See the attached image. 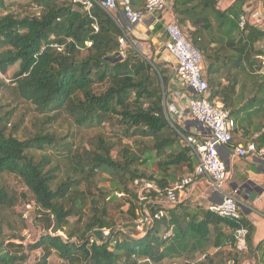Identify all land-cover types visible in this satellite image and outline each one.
<instances>
[{
    "label": "trees",
    "instance_id": "16d2710c",
    "mask_svg": "<svg viewBox=\"0 0 264 264\" xmlns=\"http://www.w3.org/2000/svg\"><path fill=\"white\" fill-rule=\"evenodd\" d=\"M31 1L37 11L17 15L8 0H0V73L18 65L9 83L0 81V91H9L13 100L31 105L46 121L38 132L20 139L17 133L24 120L19 118L7 129L12 112L0 114V179L11 174L32 195L37 206L35 221L43 233L27 245L14 242L20 237L15 233L3 243L2 216L15 206L16 196L0 182V264H48L52 255L60 260L57 264H160L173 258L182 261L171 264H241L234 231L247 229L246 249L250 253L254 232L244 214L231 220L208 208L155 199L153 189L169 186L171 169L184 167L186 173H192L195 164L190 148L178 141L163 112L160 85L169 80L165 69L153 66L134 49H129L124 59L116 57L118 39L125 28L115 12L94 7L87 13L71 0ZM242 3L234 0L225 9L218 7V0H174L172 5L178 23L190 25L185 31L203 56L211 98H219L231 117L241 110L232 105L238 72L262 80L258 88H264V50L259 46L264 30L249 23L239 27ZM161 29L159 23L152 33ZM222 75L234 81L224 85ZM61 112L80 128L100 129L108 123L113 132L125 137L152 141L154 154L144 159L126 147L112 158L111 145L102 138L93 150L79 152L83 156L74 153L79 158L73 169L82 172L85 181L91 184L96 175L107 172L120 193L131 197L124 201L128 205L125 222L131 224L128 229L117 225L109 213L108 204L116 198L111 193L89 199L90 191L79 189V178L58 179V165L46 152L57 149L61 139L44 132V126ZM60 149L71 158L70 146ZM150 158L157 162L160 178L139 171L137 166ZM139 180L152 184L145 192L149 199L141 204L137 190L130 187ZM160 210L164 216L154 218ZM146 213L152 219L138 232L135 218ZM54 217L58 232L51 235ZM71 217L76 224L69 228ZM103 230L108 233L104 235ZM169 230L172 235L163 238ZM225 245L231 247L225 259H217V251L209 253L210 247L220 250ZM37 249L41 256L29 263V253ZM197 253L199 259H195Z\"/></svg>",
    "mask_w": 264,
    "mask_h": 264
},
{
    "label": "built area",
    "instance_id": "2783aa9c",
    "mask_svg": "<svg viewBox=\"0 0 264 264\" xmlns=\"http://www.w3.org/2000/svg\"><path fill=\"white\" fill-rule=\"evenodd\" d=\"M71 1L80 5L82 10L87 13L94 7H99L108 13H114L120 6L123 16L130 25L141 22L144 12L163 10L167 4V0H144L142 9H134L130 0ZM237 22L239 27H243L245 23H248L243 13L239 15ZM163 32L165 39L162 46L176 61V66L172 70L171 77H169L167 98L165 104H162L163 112L169 125L182 124L181 129H178L179 133L189 131L182 138L185 145L190 148L195 164L192 173H186L178 177L167 188L153 189L155 199L173 205L180 200V195L194 184L196 178H202L207 183L209 194L221 195L219 203L210 205L207 208L223 217L239 220L242 217V211L234 191H224L227 173L225 163L219 155L221 146L232 145V132L236 126L235 121L230 116L229 110L223 106L218 98H211L203 56L189 40L185 29L178 23L172 9L170 16L164 21ZM124 38L126 39L125 32L119 38L121 46H123ZM262 64L264 65V60ZM0 76L4 78L2 73H0ZM180 86L190 89L191 92L188 93ZM185 116H188V119H185ZM175 128L177 129V126ZM233 147L238 157L253 154L264 158V148L257 149L253 139L247 141L244 145ZM149 189H152V184L143 182L140 190L137 191V200L140 204L149 199V196L145 194ZM35 209H37V206L33 199L23 201L20 210L21 218L29 221L33 217ZM163 216L164 212L160 210L153 217L160 219ZM151 219L152 217L146 213L136 220V230L141 232L144 224H149ZM107 233V230H103L104 235ZM234 233L236 248L239 251L245 250L247 229L241 227L236 229ZM171 235L172 232L169 230L163 238ZM18 239L20 242L26 241L24 236H20Z\"/></svg>",
    "mask_w": 264,
    "mask_h": 264
},
{
    "label": "rangeland",
    "instance_id": "374dc122",
    "mask_svg": "<svg viewBox=\"0 0 264 264\" xmlns=\"http://www.w3.org/2000/svg\"><path fill=\"white\" fill-rule=\"evenodd\" d=\"M10 4V9L19 15H24L26 13H35L37 8L35 7V3L31 0H8ZM161 32V31H160ZM126 39L124 38L123 46L119 43V49L117 52L116 57H121L122 59L126 58L127 51L129 49H134L139 52L146 60H148L153 66L160 63L158 59V55L155 53V50L152 48V44L150 42V38H136L134 37L130 31L125 29ZM120 38V37H119ZM145 39V40H144ZM261 44H259L260 46ZM18 65L12 66L7 73L2 74L4 78L0 76V81H4L5 83H9L13 77V74L17 71ZM167 76L170 77L171 73L166 72ZM225 76H221L224 79ZM168 84L161 82V96H162V104H165L166 94H168ZM184 105V104H183ZM10 111L11 116L9 120V125L7 129H10L11 125L14 124L19 118L24 120V123L17 133V137L22 139L24 137H29L35 132H38L46 121V117H42L36 113L34 107L31 105L13 100L12 95L9 91L2 90L0 91V114ZM185 119H188V116H185ZM177 126V129L175 128ZM170 129L177 135L178 141L185 145L182 136L186 135L187 133L182 132L179 133L178 129H181L182 124H173L169 125ZM44 132H49L55 134L60 141V146L57 149H50L46 153L51 155L53 164H57L58 168L56 173L58 175V179L63 181L66 177L71 179H80L81 184L79 185V189L83 190L84 192L88 193L90 191L91 196L87 195L88 198L93 196L95 200L99 199L104 195L111 193L116 198L108 204L109 213L112 218H114L117 225H119L122 229H128L131 227V224L126 223V217L124 215V211L127 208V204H124L126 199L131 197H127L126 195H122L120 193L119 186L111 180L108 176L107 172H102L100 175H96L95 178L91 180V184L82 178L84 175L79 170L75 171L73 168L76 167V162L78 161V156H83V154L79 153L83 150H93L96 146L97 140L102 138L106 143L111 145L110 156L112 158H116L119 154V150L123 147L130 148L133 153L138 155L141 159L146 158L148 155H153L154 150L152 149V141L148 138H141V137H125L120 133L113 132L112 125H108L106 123L100 129H84L77 127L73 121L64 113L61 112L57 115L54 120H51L50 123H46L44 126ZM70 146L72 149L71 158L66 157V153L63 149L64 146ZM78 151V156H75L74 153ZM38 154V153H37ZM195 160V159H194ZM139 171L146 172V175L152 174L156 178H160V170L157 162L153 159H149L145 165L137 166ZM186 169L183 167L181 168H174L170 171V184H172L178 177L183 176L186 174ZM1 184L6 185L7 188L14 193L16 196V203L13 208L9 211H6L2 216V224L5 231V237L3 239V243L8 241L9 237H13V233L26 237V241H23L24 245L28 243L34 242L40 234L43 233L42 227L35 221L37 215V209L33 211V217L29 221H25L21 218L19 212L21 210V205L23 200H32V195L25 191L23 187H21V183L11 174H4L0 179ZM145 182L143 180H139L130 184L135 190H140L142 183ZM169 184V185H170ZM134 185V187H133ZM24 195V196H23ZM184 197V194H181L179 198ZM138 202H135L137 205ZM195 203V202H194ZM91 205V203H90ZM139 210V209H138ZM35 215V216H34ZM136 220L138 218H135ZM140 219V218H139ZM69 228L72 225L76 224V219L71 217L69 218ZM126 226H128L126 228ZM27 232L26 234H24ZM59 234H62L61 232ZM164 236V235H163ZM8 238V239H7ZM16 243H19V239L13 240ZM42 254L40 249L35 251H31L29 253L28 261L32 263L34 260L38 259ZM225 255L222 250H218V257L217 259H225ZM200 254L197 253L195 255V259H199ZM59 259L52 255L49 260L48 264H57L59 263ZM182 259L180 258H173V259H166L162 261L160 264H171V263H179Z\"/></svg>",
    "mask_w": 264,
    "mask_h": 264
},
{
    "label": "crops",
    "instance_id": "0c3cea01",
    "mask_svg": "<svg viewBox=\"0 0 264 264\" xmlns=\"http://www.w3.org/2000/svg\"><path fill=\"white\" fill-rule=\"evenodd\" d=\"M134 9H142L144 0H130ZM234 0H218V7L225 9ZM174 0H167V4L163 10L156 12H144L141 22L130 25L122 14L120 6L115 12L116 18L121 25L129 30L136 38H150L152 48L158 55L159 65L166 72L171 73L176 66L175 59L168 54L162 42L165 39L163 32L164 21L170 16ZM241 11L246 16L247 22L258 29H264V4L262 0H243ZM161 23V32L152 33L153 28ZM190 25L187 23L186 27ZM145 40V39H144ZM264 50V41L259 43ZM264 71V67L261 68ZM171 77V76H170ZM235 97H233L232 105L241 110L232 117L235 121V131L232 145H223L219 148V155L226 168V181L224 183V191H234L242 215L244 214L254 227L252 235V252L247 249L240 251L241 264H264V158L249 154L245 157H238L234 152L233 146L244 145L249 140H254L259 149L264 148V88H258L259 82L262 80H253L242 72L236 75ZM229 80L234 81L232 77L228 79L221 78V83L226 85ZM181 89L188 91L190 89L180 86ZM219 101H221L218 98ZM256 111V113H255ZM194 132V131H193ZM245 181H251L261 189L254 201L246 200L242 195H238V186ZM207 183L202 178H196L180 198L178 202H185L191 206H200L207 208L210 205L217 204L221 201V195L209 194L207 191ZM195 202V203H194ZM246 212V214L244 213ZM225 234H229L230 230L225 226L222 227ZM235 236V233H234ZM224 254L231 251L229 245L220 248ZM218 252L216 248L210 247L209 253Z\"/></svg>",
    "mask_w": 264,
    "mask_h": 264
},
{
    "label": "water",
    "instance_id": "95a60500",
    "mask_svg": "<svg viewBox=\"0 0 264 264\" xmlns=\"http://www.w3.org/2000/svg\"><path fill=\"white\" fill-rule=\"evenodd\" d=\"M261 192V189L256 186L254 183H252L251 181H245L243 182L241 185L238 186V195H242V197L246 200L249 201H254V199L257 197V195ZM241 209H243L241 207ZM244 213L246 214V212L244 211ZM58 232V221L57 219L54 217L53 218V225L52 227L49 229V234L51 235H55ZM98 237H100V235L97 232Z\"/></svg>",
    "mask_w": 264,
    "mask_h": 264
}]
</instances>
